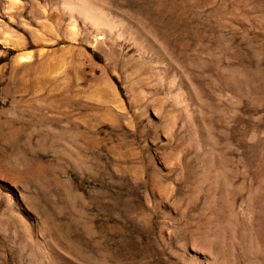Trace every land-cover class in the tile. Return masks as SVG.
<instances>
[{
	"label": "rangeland",
	"instance_id": "obj_1",
	"mask_svg": "<svg viewBox=\"0 0 264 264\" xmlns=\"http://www.w3.org/2000/svg\"><path fill=\"white\" fill-rule=\"evenodd\" d=\"M92 1L0 0V264H264V0Z\"/></svg>",
	"mask_w": 264,
	"mask_h": 264
},
{
	"label": "bare ground",
	"instance_id": "obj_2",
	"mask_svg": "<svg viewBox=\"0 0 264 264\" xmlns=\"http://www.w3.org/2000/svg\"><path fill=\"white\" fill-rule=\"evenodd\" d=\"M63 2L66 6V9L69 12H77V14L81 15L83 18L88 20L93 26H95L98 29L105 27V28L112 30L116 27H122L124 31H128V29L126 28V26L124 24V22H125L124 20L121 19L118 22L116 21V19L112 20V18H111L112 14L110 13V11H108L107 8L105 9L103 6L96 4L92 0H63ZM11 3L12 4L16 3V0L14 3L13 2H11ZM77 28L78 27H76L75 22H72L68 26L69 34L71 36L76 35L77 34ZM39 34H36L37 38H40V40H42L44 37H42ZM4 36H6V35H4ZM71 38H73V37H71ZM22 39H24V38L12 37V35L9 36L7 34V36L4 39H2V42L7 47L19 49L22 46L23 41L25 42V39L24 40H22ZM33 57L34 56L31 53H22L19 56L18 61H19V63H23V64H31V63H33Z\"/></svg>",
	"mask_w": 264,
	"mask_h": 264
}]
</instances>
